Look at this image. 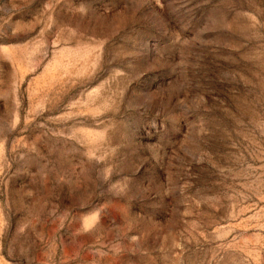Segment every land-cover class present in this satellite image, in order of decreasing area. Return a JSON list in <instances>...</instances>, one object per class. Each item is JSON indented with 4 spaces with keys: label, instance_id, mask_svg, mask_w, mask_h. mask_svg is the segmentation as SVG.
Returning <instances> with one entry per match:
<instances>
[{
    "label": "rangeland",
    "instance_id": "374dc122",
    "mask_svg": "<svg viewBox=\"0 0 264 264\" xmlns=\"http://www.w3.org/2000/svg\"><path fill=\"white\" fill-rule=\"evenodd\" d=\"M0 264H264V0H0Z\"/></svg>",
    "mask_w": 264,
    "mask_h": 264
}]
</instances>
